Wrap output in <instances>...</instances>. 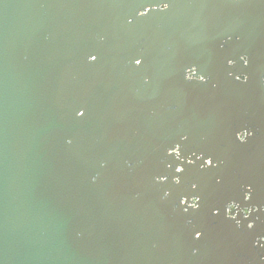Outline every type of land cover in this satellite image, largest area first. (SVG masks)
<instances>
[{
	"label": "water",
	"instance_id": "1",
	"mask_svg": "<svg viewBox=\"0 0 264 264\" xmlns=\"http://www.w3.org/2000/svg\"><path fill=\"white\" fill-rule=\"evenodd\" d=\"M262 77L264 0H0V264H264Z\"/></svg>",
	"mask_w": 264,
	"mask_h": 264
},
{
	"label": "snow or ice",
	"instance_id": "2",
	"mask_svg": "<svg viewBox=\"0 0 264 264\" xmlns=\"http://www.w3.org/2000/svg\"><path fill=\"white\" fill-rule=\"evenodd\" d=\"M160 4H162V5H167L166 9L169 7V4H168L167 2H162V3H160ZM129 22H131V21H129ZM230 39H232V37H229V40H230ZM237 39H239V37H237ZM220 47L223 48L224 45L221 44ZM88 57L91 58V61H97V55H96V54H89ZM245 57H246V60H245ZM133 60L135 61V64H134L135 66H141V67H142V62H143V60H144V57H143V56H137V57H134ZM233 60L235 61V59L229 58V59L227 60V65L229 66V63H230L231 61H233ZM239 60H240V61H241V60L244 61V63H243L244 66L249 65L250 58H249V56H248L247 54H242V55H240V56H239ZM235 62H236V61H235ZM229 75H231V72H229ZM204 77H207V75H206V74H202L201 77H199V79L202 80V84H207V83L209 82L210 77H207L206 80L204 79ZM262 78H264V77H262ZM185 79H186V81L190 82V81H192L193 78L190 77V76H187V75L185 74ZM236 79H239V76H238V75L236 76ZM248 79H249V77L246 75V76H245V83H247ZM213 87H215V85H213ZM85 114H86V112H85V110H83V109L78 110L77 113H76V115H77L78 117H81V118H82ZM183 138H184V139H187V137H183ZM178 146H179V144H176L174 147H178ZM174 147H170L169 149H172V148H174ZM169 149H168V153H167V154H168V156H171V152L169 151ZM193 155L195 156V153H193ZM177 159H178V158H177ZM203 163H204V161H203ZM208 164H209V167H211V166H212V161L209 160V161H208ZM169 167H171V165H169ZM179 182H180V181H177V183H179ZM219 183H220V181L217 180V184H219ZM193 195H198V194H192L191 196H193ZM165 196H166V194H165ZM185 203H187V201H185ZM202 204H203V199H201V202H200L198 205H189L188 207H183V211H184L185 213H188L189 210H191L193 207H199V208H201ZM179 205H180V203H179ZM220 214H221V212H220ZM212 215H213V214H212ZM213 216H214V215H213ZM187 224L190 225V226L195 227V225H194V223H193V219H191V218L187 220ZM248 227H249V228H252L253 226H252L251 223H249V224H248ZM201 237H202V232H201L200 230H196V231L194 232V238H195V239H200Z\"/></svg>",
	"mask_w": 264,
	"mask_h": 264
},
{
	"label": "clouds",
	"instance_id": "3",
	"mask_svg": "<svg viewBox=\"0 0 264 264\" xmlns=\"http://www.w3.org/2000/svg\"><path fill=\"white\" fill-rule=\"evenodd\" d=\"M162 7H163V8H166L167 5H162ZM245 60H246V57H245ZM239 79H243V77H239ZM260 239H261V240H264V237H261Z\"/></svg>",
	"mask_w": 264,
	"mask_h": 264
},
{
	"label": "flooded vegetation",
	"instance_id": "4",
	"mask_svg": "<svg viewBox=\"0 0 264 264\" xmlns=\"http://www.w3.org/2000/svg\"><path fill=\"white\" fill-rule=\"evenodd\" d=\"M233 209H234V208L232 207V208L230 209V211H231V210L233 211Z\"/></svg>",
	"mask_w": 264,
	"mask_h": 264
}]
</instances>
